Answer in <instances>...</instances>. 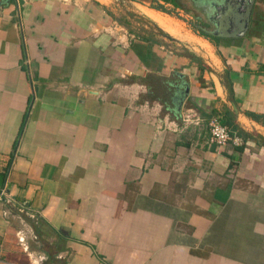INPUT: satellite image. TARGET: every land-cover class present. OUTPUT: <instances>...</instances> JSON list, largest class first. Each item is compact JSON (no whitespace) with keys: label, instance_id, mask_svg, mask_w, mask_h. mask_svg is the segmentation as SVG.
Here are the masks:
<instances>
[{"label":"crops","instance_id":"0c3cea01","mask_svg":"<svg viewBox=\"0 0 264 264\" xmlns=\"http://www.w3.org/2000/svg\"><path fill=\"white\" fill-rule=\"evenodd\" d=\"M191 1L0 0V264H264V0Z\"/></svg>","mask_w":264,"mask_h":264},{"label":"rangeland","instance_id":"374dc122","mask_svg":"<svg viewBox=\"0 0 264 264\" xmlns=\"http://www.w3.org/2000/svg\"><path fill=\"white\" fill-rule=\"evenodd\" d=\"M191 2L193 1L154 0V2L151 3L164 8V11L157 9L155 11L160 12L163 16L174 19V21L179 24L177 35L169 34L162 29L157 22L150 19L146 14L145 8L135 9V7L129 3L122 6V11H119V15L117 16L118 23L128 32H133L140 37L158 38L167 42V44L180 48H200L201 44H199L196 37L192 35L190 30V27L192 26H190L191 24L186 20L189 19L191 20V23H196V18L202 14V8L198 4ZM201 48L203 47L201 46ZM201 52H203V49H201Z\"/></svg>","mask_w":264,"mask_h":264},{"label":"built area","instance_id":"2783aa9c","mask_svg":"<svg viewBox=\"0 0 264 264\" xmlns=\"http://www.w3.org/2000/svg\"><path fill=\"white\" fill-rule=\"evenodd\" d=\"M209 127V142L217 147H222L232 142L235 145H240L242 142L241 137L233 132L231 128L222 123L216 116L212 117L208 122ZM19 241H23V237H19ZM0 255V262H1ZM69 264V263H64Z\"/></svg>","mask_w":264,"mask_h":264},{"label":"trees","instance_id":"16d2710c","mask_svg":"<svg viewBox=\"0 0 264 264\" xmlns=\"http://www.w3.org/2000/svg\"><path fill=\"white\" fill-rule=\"evenodd\" d=\"M150 7L157 9V10H163L164 11V8H162L161 6H158V5L150 4ZM143 38H146V37H143ZM224 124H226V123H224ZM227 125L231 128L232 131H235L237 134H240L242 136L247 135L246 132L242 131L241 129H239L236 125L232 124L231 122H228Z\"/></svg>","mask_w":264,"mask_h":264},{"label":"bare ground","instance_id":"6f19581e","mask_svg":"<svg viewBox=\"0 0 264 264\" xmlns=\"http://www.w3.org/2000/svg\"><path fill=\"white\" fill-rule=\"evenodd\" d=\"M146 14L148 15L149 13L146 12ZM150 16H151V15H150ZM154 20H155L159 25H162L164 28L169 29V30H171V31H173V32H175V33L178 34V30H177L175 24H172L171 22H168V21H165V20H162V19H156V18H155Z\"/></svg>","mask_w":264,"mask_h":264},{"label":"water","instance_id":"95a60500","mask_svg":"<svg viewBox=\"0 0 264 264\" xmlns=\"http://www.w3.org/2000/svg\"><path fill=\"white\" fill-rule=\"evenodd\" d=\"M174 39V38H173ZM185 93H187V90H185Z\"/></svg>","mask_w":264,"mask_h":264}]
</instances>
